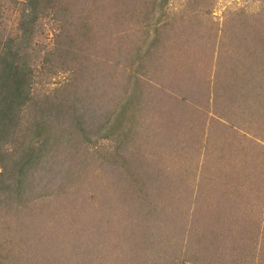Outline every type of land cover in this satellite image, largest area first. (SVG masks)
Returning a JSON list of instances; mask_svg holds the SVG:
<instances>
[{"label":"rangeland","instance_id":"1","mask_svg":"<svg viewBox=\"0 0 264 264\" xmlns=\"http://www.w3.org/2000/svg\"><path fill=\"white\" fill-rule=\"evenodd\" d=\"M0 2V39L23 49L21 35L28 30L20 24L30 19L28 0ZM146 2L142 11L154 9V16L132 20L110 4L112 25L127 28L102 38L90 54L80 45L81 56L95 59L88 68L95 64L110 80L113 73L103 85L93 75L92 92L107 106L78 136L74 175H66L67 156L52 175L38 174L39 187L19 205L0 207L7 264H180L192 253L188 249L207 252L210 246L214 259L202 264H264V38L256 40L262 32L249 28L264 0H145L137 10ZM160 13L177 38L180 27L214 31L204 40L202 85L180 83L157 99L154 88L164 90V79L156 78L161 50L151 46V33ZM36 27L42 31L34 41L39 47L33 53L34 43L29 52L38 65L41 49L72 42L63 21L51 15ZM123 38L128 51L117 55ZM61 63L46 68V78L40 71L38 80L52 86L73 81L81 88L83 78L75 80ZM88 87L83 82L82 89ZM199 236L205 239L197 245Z\"/></svg>","mask_w":264,"mask_h":264},{"label":"trees","instance_id":"2","mask_svg":"<svg viewBox=\"0 0 264 264\" xmlns=\"http://www.w3.org/2000/svg\"><path fill=\"white\" fill-rule=\"evenodd\" d=\"M201 1L205 2V0ZM143 2L145 0H28L30 19L28 22L20 24V30H28L27 36L21 35V43L25 47L17 49L12 47L11 43L3 45L0 39V207L12 208L16 204L19 205L18 203L28 196L29 189L34 190L39 187L38 174L44 171L52 175L55 167L63 168L67 164V156H70V159L66 175L67 177L74 175L77 169L74 158L78 154L80 145L78 136L82 137L87 134L91 126L96 123L94 122L95 116H98L101 108L107 106L104 104L102 107L95 97V92H92L95 91L91 88L92 85H96L93 75L100 77L101 80L98 83L102 85L110 83L113 78V73H108L111 76L110 80L103 71L97 69L95 64L90 65L94 70L88 68L89 66L86 65L90 61L95 62V59L91 55L81 56L80 45H87L85 51L90 54L95 50L96 45L98 47L102 38L108 40L115 35L114 32L120 33L119 30L127 28V26L114 27L112 25L114 15L109 7L110 4L112 8L115 5L128 11L131 20L135 17L143 19V16H154V9L148 12L142 11V8L148 4L147 2L139 11L137 10V5ZM2 7L0 2V12ZM121 12L124 13L122 14L124 17L128 16L124 11ZM256 14L253 18L256 23L254 22V26H249V28H252L251 31L260 30L262 32L256 36V40H258L261 36L264 38V8ZM49 15L63 21L64 35L70 33L67 36L71 37L70 41L72 42L69 46L64 41L60 45L55 44L53 51L41 49L43 56L41 64L38 65L29 52V48L35 43L34 41L39 43L42 31L36 26L40 20ZM191 19L196 20L195 18ZM156 21L155 29L151 33L153 39L151 46L159 47L162 52L160 51L157 58L158 69L155 74L158 81L166 79L162 84L164 90L160 87L154 88L156 98L165 97L166 89L177 88L180 83L188 84L190 82L195 86L202 85V79L198 75L200 72H207V69L204 68L208 51L205 41L206 37L212 39L210 33L214 31L213 27L207 26L205 29L202 26L199 28L193 26L190 29L185 27L187 31L184 32L180 27L179 33L182 34L177 38L174 30L168 28L171 26L166 23L164 13H160V17ZM142 24L148 31L149 24L146 22H142ZM149 34L150 32L146 35L149 36ZM249 36L247 37L249 38ZM200 40L201 42H199ZM37 47L39 46L35 43V48L32 49L33 53L37 52ZM203 48L206 50L200 53ZM260 50L264 51V43ZM123 51H128L124 38L119 47H116L115 54L121 55ZM154 51L151 52L154 53ZM96 52L98 58H101L99 51L96 50ZM107 52L105 53L107 54ZM151 52L148 56L153 55ZM131 56L133 57V55ZM136 58L140 57L136 56ZM60 61L65 72L72 71L77 81L76 76L79 74L89 87L83 90V82L80 88L79 83L73 81L52 86L51 80L48 82L44 79L38 80L40 71L45 73L44 78H46L49 76L46 68L50 69L52 64ZM139 61L142 63L141 59ZM100 63L106 64L103 60ZM54 70L51 68V76L55 74ZM87 77H89V82ZM42 80L47 85L40 86L39 83ZM204 82L205 80L203 84ZM136 85L139 94L142 93L143 86L139 76L136 79ZM146 86L149 87V85ZM104 112H107V109ZM88 138L87 140H89ZM125 188H123V193H127L125 191L129 190ZM204 239L205 236H199L196 239L197 245ZM206 243L209 247L210 241ZM1 247L3 246L1 245ZM188 250L192 253L189 256L185 255L186 260L182 259L183 263L180 264H193L194 262L202 264V261L206 263V258L214 259L213 251L215 250L212 246L207 249V252L206 249L202 252L196 249ZM1 252L0 249V264H7L9 262L8 255ZM262 252L264 255V247Z\"/></svg>","mask_w":264,"mask_h":264}]
</instances>
